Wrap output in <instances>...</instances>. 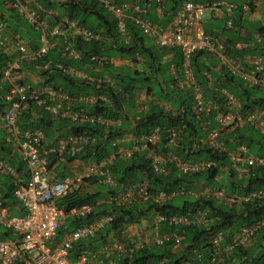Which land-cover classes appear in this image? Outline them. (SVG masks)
Segmentation results:
<instances>
[{
  "label": "trees",
  "instance_id": "1",
  "mask_svg": "<svg viewBox=\"0 0 264 264\" xmlns=\"http://www.w3.org/2000/svg\"><path fill=\"white\" fill-rule=\"evenodd\" d=\"M115 1L118 3L127 0ZM183 1L209 4L214 0H164L159 19L156 18V4L154 2L147 3L145 1V3H142L140 1L138 5L144 11V17L154 24L165 27L171 15ZM2 3L6 4L8 2ZM241 5L236 6L235 9L237 10L236 23L234 18L232 19L235 27H237L241 17ZM62 6L64 9L62 15L64 14L68 20L75 22L78 26L95 32L100 39L90 42H82L78 37L72 40L68 39L69 47L76 53L77 58L61 59L58 55L50 52L43 59L44 61L50 59L64 66L85 71V65L91 68L96 66L95 62L89 60L91 55L109 56L116 54L118 57L130 58L133 63L141 61L142 68L140 71L120 68H114L113 70L110 66L103 64V72L111 79L112 86L108 85V83H100L97 87L94 84L73 80L60 73L49 74L46 71L40 72L42 77L46 78L44 79L45 82L69 97L102 95L105 101L75 106L72 109H83L82 111L87 114H93L108 120H119L121 125L104 128L97 124L72 123L67 119L53 118L45 113L43 109L29 105L27 109L21 112L18 118L20 129H39L48 140L52 139L55 132L61 134H85L93 139L91 144L79 150L74 156L66 158V161L78 160L87 164L98 163L112 153L114 149L112 142L121 139L126 133L132 135L135 139L134 145L138 148L131 157L127 159L117 158L107 166L106 169L112 176L114 185L112 188H104L107 197L104 199L103 204H98L94 212L86 220H66L61 224L52 240L51 246L57 245L64 233H68L73 227L82 224L83 221L93 220L103 214L112 216V222L104 230L97 232L92 239L81 240L72 245L68 256L69 261L72 262L82 250L97 249V246L104 245L103 243L106 244L109 238L119 239L125 227L135 224L141 219H150L155 215H185L190 218L199 210H204L209 219V222L204 226H166L165 224L160 226V233H175L182 238L179 250L173 251L172 242L167 241L161 247L153 245L136 249L131 253L121 254L118 257L117 264H159L162 259L165 260V264H205L211 252L209 245L211 236L220 232L223 235L222 245L227 243L239 227L264 219V202L240 208H230L204 196L180 197L168 200L162 204L146 201L129 205H116L107 198L108 196L115 197V195L130 186H144V189L151 193L158 191L169 192L176 189L195 192L200 185L201 187H206L204 186L205 184L210 190L221 189L230 194H243L254 189L264 190V168L247 169V174L238 180L235 179V181H228L227 179L226 182H223L224 180L220 181L217 178L221 168L227 162V154L239 146H244L247 153L252 156L264 158V139L251 126H239L227 133L226 136H220L218 140L223 147L222 151L211 150L203 143L207 127L210 129L215 126L213 122L214 116L219 112L225 111L220 89L227 87L226 83L235 85L238 89V93L232 89L227 90L238 101L237 112L240 114L257 111L262 113L264 117V93L258 88L243 87L242 82L230 76L222 66L218 68L222 75L217 79L214 78L210 74L209 69L203 67L202 58H205L206 53H195L191 57L194 79L203 91L204 100H211L216 106L215 109L209 110L207 117L196 118L191 110L190 92L186 91L184 94L179 95L176 84L177 78L175 79L169 71L171 66L176 76H179L180 62L178 53L174 50L167 51L154 47L151 41L143 36L131 22V18L134 16L131 10L126 12V18H124L128 38L127 43H124L115 29V19L97 2L93 0H64ZM2 18L3 16L0 14V20ZM28 28L31 27L28 26ZM255 30L257 34H261L262 26ZM30 31L33 47L36 48L39 44L38 33H35L32 29ZM224 31L234 34L233 31L225 28ZM204 32H208L209 36L212 37L222 33L211 30H204ZM236 40L239 41L240 39L236 37L231 42L227 38L222 43L226 54H230L233 49L232 45H234ZM243 41L248 42L250 39ZM228 46H230L229 49ZM251 48L249 51H256V54L263 59L262 62L264 64V38H261L259 42L253 41ZM168 53H170V59L163 60ZM235 53H237L236 50ZM0 60L3 59L0 57ZM210 66L215 68L212 64ZM92 76L98 77L96 74H92ZM220 78L224 79V83H221ZM209 81L211 84L208 83ZM143 88L146 96L153 97L158 103L162 102V98L170 101L173 111L164 110L162 107L155 106L150 102L146 111L136 112V92ZM174 91L177 92L175 95ZM173 96L175 99H172ZM31 113L37 115V118L33 121L30 119ZM155 130L158 135V140L155 144L146 143L145 146H142L138 142L141 136L150 135ZM170 131L175 132L173 145H168ZM5 150L8 151L5 142L0 141L1 158V154ZM151 155L165 158L170 156L181 161H209L213 165L202 172L182 175L175 169L172 162L166 160L163 166L165 174L158 175L152 170ZM6 162L16 174L21 175L23 179L27 177V171L20 161H15L14 163L7 160ZM86 181L89 184L97 182L95 179H86ZM98 195V192L94 194L73 192L59 200L57 206L66 210L85 203H95L100 200ZM0 196L11 215L20 216L22 214L21 208L12 197V185L9 176H0ZM177 199L180 200L179 203L175 201ZM14 208L18 209V212H14ZM15 238H17V235L14 232L0 225V240ZM120 240L122 241V239ZM263 253L264 229H260L248 247H237L231 251V264H262ZM219 264L230 263L222 261Z\"/></svg>",
  "mask_w": 264,
  "mask_h": 264
},
{
  "label": "built area",
  "instance_id": "2",
  "mask_svg": "<svg viewBox=\"0 0 264 264\" xmlns=\"http://www.w3.org/2000/svg\"><path fill=\"white\" fill-rule=\"evenodd\" d=\"M8 1L10 8L16 11L31 28L38 32L39 46L33 51L27 50L24 42L17 39L14 44L18 59L0 66V77L9 81V88L4 96L7 105L4 113L0 114L4 141L14 148L18 159L27 171V177L20 180L13 168L0 157V176H9L12 185V197L22 210L20 216L11 215L0 196V225L17 235L15 239L0 240V264H117L116 261L123 252L131 253L136 249L143 248V246L135 247V240H130L126 244L127 247H125L118 240H113L111 245L101 249V260L97 259L96 253L86 252L85 250L80 251L72 262L68 258L74 243L92 239L98 231L112 222V216L107 214L73 227L68 233L63 234L57 245L51 246L57 230L65 220H86L94 212L95 207L100 204L99 201H96L95 203H85L65 210L63 207L57 206V202L73 192H78L81 183L86 179H96L106 186H113L114 180L107 171V166L117 158L127 159L131 157L137 151V146L134 145L133 148L126 149L119 145L120 139L114 140L112 142L114 149L105 159L100 160L98 163H92L91 166L84 169L83 173L81 171L73 176L53 179L50 171L55 162L57 160L64 163L71 162L66 161V158H70L79 150L84 149L92 143L93 139L85 134L69 133L65 136L57 134L50 144L44 147L45 135L41 130L28 128L22 130L18 126V118L29 103L43 109L51 117L67 119L72 123L97 124L104 128H110L119 123L118 120H108L72 109L71 102L73 100L78 98L81 102L93 104L96 101L103 100L100 95L69 97L47 82L40 84V87L35 90H29L26 85L22 84L19 74L18 62L28 60L33 63L36 69L73 77L77 73L76 69L58 62L51 64L50 61L43 60L49 51L57 47L58 36L65 29H71L73 31L70 37L71 40L78 37L82 42H90L97 41L100 37L95 32L80 27L67 18L62 22L49 25L43 18L42 12L29 9L21 0ZM93 1L97 2L115 19V29L124 43L128 41L124 18H126V12L131 10L134 14L131 22L143 36L151 41L154 47L167 51L174 50L178 53L179 76H176L171 66L169 69L174 78H177V87L180 90L190 92L191 110L196 118L202 114H208L209 110L215 107V103L211 100H204L203 91L194 79L191 57L195 53L203 52L216 56L225 65L231 76L239 77L248 84L264 91L263 62L260 60L252 62L249 71L246 72L244 64L232 62L226 58L221 41L207 35L203 30V15L205 11H208L211 18H223L226 13L224 28L235 31L236 27L233 25L231 17H229L231 12L236 9L235 4L223 0H214L209 4L183 1L171 15L166 26L161 27L144 17V11L139 7L138 1L142 3H145V1L147 3L154 2L156 4L155 12L161 16L164 0H132V2L120 1L118 3L115 0ZM241 11L242 13L249 11V0H245L241 5ZM261 22L262 32L257 34L256 42L264 38V13ZM4 27L5 24L0 22V30ZM60 50L61 59L77 58L76 53L69 47L68 39L63 40ZM169 56L170 53L165 55L163 60ZM136 59L139 60L138 57ZM89 60L95 62L98 67H102L103 64L111 61L106 56L95 55H91ZM129 62L132 64L139 63V61L133 63L131 59H129ZM12 72H14V75H12ZM76 77L89 81L96 87L100 83H110L108 78H91L84 73H79ZM220 94L223 97L224 107L230 110L236 103L235 99L222 90ZM216 122L217 127L207 130L206 143L211 150L222 151V145L217 140L218 136L223 131H231L239 126H251L264 139V118L257 111L245 114H232L230 112L224 115L220 114ZM157 140L158 135L155 130L150 135L141 136L138 142L145 146L146 143L155 144ZM174 141L175 132L170 131L168 145H173ZM51 158L52 160H50ZM230 159L233 162L243 161L246 169L264 168V158L248 154L244 146H239L236 152L231 154ZM169 162H172L175 169L184 175L202 172L213 165L209 161H181L175 158ZM151 165L153 172L157 174L165 173L164 168L159 167L154 159H152ZM186 194L187 192L183 189L151 193L143 187H132L125 189L121 194L112 197L110 200L116 205H129L146 201L162 204ZM206 197L226 207L240 208L264 202V190L254 189L243 194H230L221 189H214L208 191ZM208 222L209 219L204 210H199L190 218L185 215H155L148 223L153 238L152 245L161 247L164 242L171 241L173 251L180 245V236L175 233H160L159 228L162 224L166 226H202ZM260 229H264V219L239 227L223 248L220 247V243L223 241V235L220 232L211 236L209 245L211 250H219L224 254H228L237 247H248ZM144 244L145 242H141L139 245ZM113 255L114 260L112 259ZM261 262L264 264V253ZM164 263V259L159 261V264ZM205 264H215L212 254L208 256Z\"/></svg>",
  "mask_w": 264,
  "mask_h": 264
},
{
  "label": "crops",
  "instance_id": "3",
  "mask_svg": "<svg viewBox=\"0 0 264 264\" xmlns=\"http://www.w3.org/2000/svg\"><path fill=\"white\" fill-rule=\"evenodd\" d=\"M21 1L29 9L42 12L43 18L45 19V21L49 25H53V24L62 22L63 20L66 19L64 14L62 15V12L64 11L63 6H62L64 0H21ZM223 1L235 4L236 6L241 5V4H243V2H245V0H223ZM2 2H8V3L3 4ZM126 2H132V0H127ZM138 2H140V1H138ZM249 3L251 6V7L249 6L250 11H248L246 13H241L239 23H237L238 25L236 27V30L233 31L234 32L233 35L231 32L224 31V23H225L224 19L227 17L226 13L223 16V18L222 17L211 18L209 16V18L206 20V22H203V30L222 32L219 35H213L214 38L218 39L222 43L225 42L227 38H229L231 42L234 41L236 37L240 39L239 41L236 40V42H234V45H232L233 49L230 51V54L228 55L225 53V56L228 60H230L232 62L241 63L242 65L244 64L246 72L249 71L250 64L252 62H254L256 60H260V61L263 60L259 57L258 54H256V51H249V49L250 50L252 49L251 46H253V41L256 42V40H257L256 39L257 32L255 29L262 26L261 19H262L263 13H264V0H249ZM0 14H2V16H3V18L0 20V22H3L5 24V27L0 30V57L3 59V60H0V66H2L6 63H12L18 59V53L16 51L15 44H14V42L17 39L24 42L27 50H31V51L36 49L39 46V44L37 45L36 48L33 47V41L31 40L32 37H31V31L30 30L32 29V31H33L34 29L28 28L29 25L18 15V13L16 11H14L13 9L10 8L8 0H1V2H0ZM236 16H237V10L234 9L231 12V14L229 15V17H231V19L234 18L235 23H236V19H237ZM159 17L160 16L156 14V18L159 19ZM215 20H220L222 22V24L221 25L213 24L212 22H214ZM204 23H206V24L204 25ZM206 25H209V26L205 27ZM34 32L38 33L35 30H34ZM72 34H73V31L71 29H65L64 31H62V34L60 36H58L57 41H56L57 47L55 49L49 51L48 54L50 52H52L55 55H58L59 58H61L62 54H61L60 49L62 48V42L65 39H70ZM206 34H208V32H206ZM248 38L250 39V41H248V42L243 41V40H248ZM229 48H230V46H228V49ZM235 50L237 51V53H235ZM106 57L111 59V61L105 65L110 66L111 68H113V70H114V68H120L123 70H135L136 69V70L140 71L142 68L141 63H140L141 61H139V63H137V64H132L129 62L130 58H128V57H118L116 54L109 55ZM168 59H170V56L167 57L165 60H168ZM47 61H50L51 64L57 63L56 61H51L50 59ZM202 63L204 65L203 67H207L209 69L210 74L216 79L222 75L220 73V71L218 70V68L220 66L224 67V69L228 73L225 65L214 55L206 54L205 58H202ZM211 64L215 68L211 67L210 66ZM18 66L20 68L19 74L21 77L22 84L26 85L29 88V90H35L38 87H40V84H43L45 82L44 79H46V78L42 77V75L40 74V72L42 70L36 69L33 66L32 62H30L28 60H23L21 62H18ZM84 70L85 71H81V70L76 69L77 73L73 77H68V78H71V79L77 80V81H82L83 83L92 84L91 82L86 81V80H81V79L77 78L76 76L79 73L80 74L84 73L91 78H95L92 76V74H96V75H98L97 78H102V79L108 78V80L110 82V83H108V85L112 86L111 79L109 78V76L105 72H103L104 68L98 67L97 65L95 67L91 68L90 66L85 65ZM169 71H170V69H169ZM42 72H44V71H42ZM48 73L49 74H51V73L55 74V72H48ZM170 73H171V71H170ZM207 74L210 75L208 72H207ZM12 75H14V72H12ZM233 77H235V76H233ZM235 78L239 79L242 82L243 87L245 86L247 88H252V87L257 88L255 86L248 84V82L243 81L239 77H235ZM220 79H221L220 80L221 83H224V79L223 78H220ZM208 83L211 84L210 81ZM225 85L227 87L221 88L220 91L222 90L224 92L229 93L228 90L232 89L238 93V89L236 88L235 85L228 84V83H226ZM8 88H9V81L0 77V114L4 113L6 105H7V102L4 100V96H5ZM177 90H179L178 91L179 95L184 94L186 92V90H180L178 87H177ZM258 90H260V89H258ZM58 91H60V90H58ZM260 91L264 93V91H262V90H260ZM176 93L177 92L174 91V95ZM78 96L87 97V96H96V95H78ZM78 96H76V98ZM100 96L103 98V100H99V101H105V98L102 95H100ZM172 99H175L174 96L172 97ZM234 99H235L236 103L234 106H232L230 108V110H228L226 107L223 106L225 111L219 112L214 116L213 122L215 123V126L212 128L217 127L216 120L220 114L224 115L225 113H229V112L232 114L238 113L237 112L238 101L236 100V98H234ZM161 101L162 102L158 103L153 97L146 96L144 88L141 90H137L136 99H135V110H136V112H139V111L144 112L147 110L148 104L151 102V103H153V105L158 106V107H162L164 110H168V111L172 110L173 111L170 101H166L164 98H162ZM89 104L90 103L81 102V100H79L78 98L71 102L72 108H75V106L89 105ZM29 105H33V104L29 103L28 106ZM215 108H216V106L213 107L211 110H213ZM77 110L82 111L83 109H77ZM200 117H207V114H202ZM200 117H198V118H200ZM35 118H37V115L35 113H31L30 119L33 121ZM120 125H121V123L119 121V123L116 124L114 127H118ZM208 128L209 127H207V130H208ZM229 132L230 131H223L218 136V138L222 135L226 136V134ZM57 134H60L61 136L68 135V133L67 134H61L59 132H55L53 134V137L51 140H48L45 137L44 147H46V145H49L50 142L55 138V136ZM206 136H207V131H206V135H205V140L203 141V143L207 146ZM4 139H5L4 138V132L2 129V125L0 123V141L5 142ZM134 140L135 139L132 137V135L130 133H126L120 139L121 142L119 145L121 147L126 148V149L133 148L134 143H135ZM218 142L221 144V142L219 140H218ZM5 145L7 146L8 151L5 150L1 154L4 161L6 162L7 160H10V161H13L14 163H15V161H20L18 159L17 152L14 150V148L6 142H5ZM236 149L232 150L231 152H229L227 154V162H226V164H224L223 168H221V171L217 177L220 181L224 180L226 182L227 179H228V181H235V179L238 180L247 174V169H246V166L243 164V161L233 162L230 159L231 154L235 153ZM168 155H170V154H168ZM170 156H172V155H170ZM170 156H167L165 158V157L151 155V162H152V159H154L157 162L159 167H163L166 160L170 161L171 159H173L172 158L173 156L172 157H170ZM89 166H91V164L82 163V162L77 161V160L71 161L69 163H64L62 161L57 160L55 162L54 166L51 168L50 175H51V178H53V179H60V178H63L65 176H73V175H75L81 171L83 173L84 169H86ZM16 175L20 180L25 179V178L23 179V177L19 174H16ZM234 175H236V176H234ZM98 184L102 185V186H104V188H106V185H104L100 181H97L94 184H89L86 181H84L81 183V186L78 189V193L94 194V193L98 192L99 193L98 197L100 198L99 203L103 204V201L107 196L105 194V189H102L100 191L98 190ZM204 186L207 187V184H205ZM206 187H201V185H200V186H198V188L196 189L195 192L190 193L188 196H191V197L204 196V197H206L208 191H210V189L208 187L207 188ZM13 211L18 212V209L14 208ZM151 219L152 218L140 220L139 223L135 226L125 227V229L122 231L121 236H120V239H122V241L121 240L120 241L124 242V243L129 242L130 241V239L128 238L129 235H127L129 230H132V234H134L136 232V230H138V232H137L138 234L136 233V238L133 239V240H135V242H134L135 247L136 246H143V247L152 246V240H153L152 233L150 232V230L143 231L144 227H145V223L143 221H146L149 223V222H151ZM67 221H70V220H67ZM199 226H201V225H199ZM133 227H136V229ZM148 227H149V225H148ZM104 229H101V230H104ZM114 239L115 238H111V239L109 238L107 240L108 245H111V242ZM141 242H145V244L139 245ZM222 243H223V241L220 243L221 248H223L225 245V244L222 245ZM103 244H105V243H103ZM103 246L104 245L101 244V245L97 246L98 248L96 247L97 249L85 250V251L90 252V253H96L97 259L101 260L102 255L100 254V251L103 248ZM177 250H179V247L174 251H177ZM124 253H126V252H124ZM124 253H122V254H124ZM211 254H212L213 260L215 261V264H219V262L226 261L227 259L230 260V263H232L231 253L224 254L223 252H221L219 250H211L209 255H211ZM114 258L115 257L113 255L112 259L114 260ZM116 263H117V261H116ZM182 264H188V263H182Z\"/></svg>",
  "mask_w": 264,
  "mask_h": 264
},
{
  "label": "rangeland",
  "instance_id": "4",
  "mask_svg": "<svg viewBox=\"0 0 264 264\" xmlns=\"http://www.w3.org/2000/svg\"><path fill=\"white\" fill-rule=\"evenodd\" d=\"M209 18V12L208 11H205L204 12V15H203V21L204 22H206V20ZM213 24H215V25H221L222 24V22L220 21V20H215L214 22H212ZM206 23H204V25H205ZM207 26H209V25H206L205 27H207ZM221 181H223V180H221ZM223 182H225V181H223ZM102 189H104V186H102V185H99L98 184V190L100 191V190H102ZM177 203H179L180 202V200L179 199H177V200H175ZM144 223H145V227H144V230L143 231H147V230H149V227H148V222H146V221H143ZM133 228H135L136 229V227H133ZM138 232V230H136V232L134 233V234H132V230H129V232L127 233V235H129L128 236V238H131V237H133V238H136V233ZM138 234V233H137ZM140 240V239H139ZM227 261V263H230V260H226ZM231 264V263H230Z\"/></svg>",
  "mask_w": 264,
  "mask_h": 264
},
{
  "label": "clouds",
  "instance_id": "5",
  "mask_svg": "<svg viewBox=\"0 0 264 264\" xmlns=\"http://www.w3.org/2000/svg\"><path fill=\"white\" fill-rule=\"evenodd\" d=\"M227 93V92H226ZM227 94H229V93H227ZM230 95V94H229ZM222 96V95H221ZM231 96V95H230ZM232 97V96H231ZM260 113V112H259ZM261 114V113H260ZM262 115V114H261ZM263 116V115H262ZM264 118V117H263ZM78 161V160H77ZM114 161V160H113ZM88 164H92V163H88ZM152 166V165H151ZM155 173V172H154ZM155 174H157V173H155ZM163 174H165V173H163ZM181 174V173H180ZM159 175V174H158ZM182 175H184V174H182ZM188 175V174H187ZM96 180V179H95ZM86 181V180H85ZM98 181V180H97ZM87 182V181H86ZM88 183V182H87ZM113 186H106V188H112ZM132 187H143L144 188V186H130V187H128V188H132ZM127 189V188H126ZM177 190V189H176ZM124 191V190H123ZM122 191V192H123ZM185 191V190H184ZM121 192V193H122ZM185 192H187V194L185 195V196H181V197H186V196H188L190 193H193V192H191V191H185ZM121 193H119V194H121ZM118 194V195H119ZM118 195H115V197L116 196H118ZM112 197H110V196H108V198L107 199H111ZM176 198H180V197H176ZM173 199H175V198H173ZM171 200V199H170ZM95 219V218H94ZM141 220H144V219H141ZM140 221V220H139ZM139 221L138 222H136L135 224H132V225H129V226H135V225H137L138 223H139ZM83 222H85V221H83ZM128 227V226H127ZM99 232V231H98ZM130 240H133L134 238L133 237H131V238H129ZM114 240H118L120 243H122L125 247H127V243L128 242H126V243H124V242H121L120 241V238L119 239H114ZM139 241V240H138ZM112 243V242H111ZM107 246H109L108 245V243H106V244H104V246L103 247H107ZM153 246V245H152ZM124 253V252H123Z\"/></svg>",
  "mask_w": 264,
  "mask_h": 264
}]
</instances>
